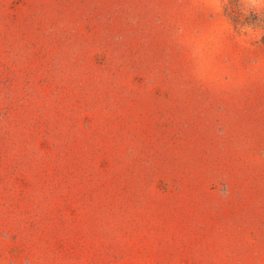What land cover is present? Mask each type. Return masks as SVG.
Wrapping results in <instances>:
<instances>
[{
	"label": "rangeland",
	"instance_id": "1",
	"mask_svg": "<svg viewBox=\"0 0 264 264\" xmlns=\"http://www.w3.org/2000/svg\"><path fill=\"white\" fill-rule=\"evenodd\" d=\"M230 1L0 0V264H264V31Z\"/></svg>",
	"mask_w": 264,
	"mask_h": 264
},
{
	"label": "trees",
	"instance_id": "2",
	"mask_svg": "<svg viewBox=\"0 0 264 264\" xmlns=\"http://www.w3.org/2000/svg\"><path fill=\"white\" fill-rule=\"evenodd\" d=\"M233 4L234 8L231 7ZM224 13L237 29L252 27V31L258 29H263L264 31V14L250 13L246 15L247 12L242 5L239 4V0L230 1L228 6H225ZM261 41L264 43V35Z\"/></svg>",
	"mask_w": 264,
	"mask_h": 264
},
{
	"label": "crops",
	"instance_id": "3",
	"mask_svg": "<svg viewBox=\"0 0 264 264\" xmlns=\"http://www.w3.org/2000/svg\"><path fill=\"white\" fill-rule=\"evenodd\" d=\"M241 127H242V125H241V126H239V129H240V131H241Z\"/></svg>",
	"mask_w": 264,
	"mask_h": 264
}]
</instances>
